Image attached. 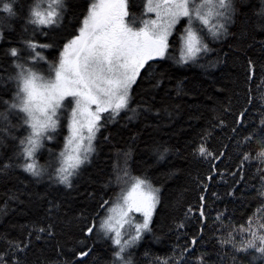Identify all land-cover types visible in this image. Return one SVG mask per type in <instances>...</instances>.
Wrapping results in <instances>:
<instances>
[{"label":"snow or ice","instance_id":"snow-or-ice-1","mask_svg":"<svg viewBox=\"0 0 264 264\" xmlns=\"http://www.w3.org/2000/svg\"><path fill=\"white\" fill-rule=\"evenodd\" d=\"M73 7L71 0H28L16 11L11 3L0 9L23 22L17 43L0 49V180L14 189L6 193L4 211L9 202L23 203L22 196L30 202L36 197L46 205L47 221L25 227L21 237L0 234V264H135V249L148 236L171 242L170 254L152 264H264V94L254 92L257 81L264 85V41L261 56L254 58L250 50L256 44L246 38L249 26L264 33V2L238 33L233 31L242 15L238 0H89L68 32L64 22ZM230 37L229 52L213 46ZM47 50L56 51L55 60ZM213 54V67L225 56L239 61L236 103L230 98L193 140L191 155L202 166L189 173L195 202L177 200L180 215L167 231L156 232L161 188L147 173L132 175L141 155L132 135L110 157L99 191L85 189L77 207L74 194L81 195L86 166L100 143L112 144L101 129L121 113L131 122L141 109L159 119L155 94L136 102L137 89L145 80L152 89L162 87L163 62L189 65ZM57 136H63L61 149L49 148L50 158L41 165L42 150ZM217 139L221 143L214 148ZM254 144L261 146L255 155ZM170 151L163 144L152 147L158 161ZM20 174L46 183L45 192L30 193ZM221 185L223 194L217 191ZM106 190L114 197L106 198ZM38 241L54 255H37ZM102 241L104 257L97 256Z\"/></svg>","mask_w":264,"mask_h":264},{"label":"trees","instance_id":"trees-1","mask_svg":"<svg viewBox=\"0 0 264 264\" xmlns=\"http://www.w3.org/2000/svg\"><path fill=\"white\" fill-rule=\"evenodd\" d=\"M27 4L28 0H0V9L4 3H11L14 11L18 10L21 3ZM74 5L72 12L65 19V31L70 32L72 26L76 23V18L84 10L89 0H71ZM140 0H137L139 3ZM264 0H238L242 7V15L237 20L234 32L245 27L246 22L255 20V13L259 10ZM19 15V12H18ZM22 21L14 17H8V14L0 11V30L4 32V40L0 41V49L6 48L8 42L17 43L22 33ZM31 27V26H29ZM250 42L256 44L254 50L250 53L254 58H259L261 52L259 42L264 41V33L259 30L253 31L249 26L246 37ZM232 38L225 41L223 45H213L222 53L230 51ZM50 61L55 60L56 51L47 50L45 53ZM178 56V52H174ZM216 60L215 54L210 58H205L199 63L189 65H177L172 60L163 62V71L166 73L163 85L160 89H152L148 80H145L141 88L137 89L136 102L142 99H150L149 93L155 94V109L161 110V116L156 119L153 114H141L131 122L127 120L124 113L117 117V122L109 124L106 128L101 129L104 135H110L112 144L100 143L97 154L93 157V164L87 165L86 169L79 180V196L74 194V203L80 207L83 202L84 190L91 187L100 189L106 174L110 171L111 160L115 152L121 148L129 136L136 135L137 143L141 155L136 156V163L132 165V175H141L147 173L153 180L154 186L161 188V203L157 206L154 220L156 221L155 229L160 233L163 228L167 231V225L173 217H178L182 211L177 206V200L183 204L194 203L196 192L193 190L191 175H195L202 169L191 155L193 140L197 134L208 126L209 120L214 114L219 112L222 107L229 103H236L234 97L237 68L239 64L234 56H225L224 62L212 66ZM46 67V66H45ZM159 69L158 65H154ZM254 92L257 96L264 94V85L257 81L254 85ZM134 102L132 107H136ZM167 109V111H163ZM131 115V113H128ZM258 123V121H257ZM66 133V129L64 130ZM99 136V134H98ZM102 140V137L100 138ZM227 143V141H224ZM63 136H57L56 140L47 145L42 150L39 157V163L45 165L50 158L48 149L53 152H59L62 147ZM219 139L213 142V147H219ZM155 144H163L171 149L170 153L164 160H157L152 152ZM261 150L259 144L253 145V155ZM223 168L224 165H221ZM170 173H175L170 175ZM20 179L28 184L30 193L43 194L46 190V183L34 184L30 182L25 174H20ZM18 186L19 181H13ZM224 185L217 188L221 194L224 192ZM13 189V185L0 180V234H6L10 237H21L25 227H31L37 223H47L45 220L46 205L37 199L28 196H22L19 202H9L5 214L6 193ZM50 191V189H49ZM118 191V190H117ZM57 194V193H54ZM112 190H106L107 196L114 197ZM219 203V202H218ZM154 242V243H153ZM55 244L56 241L51 242ZM33 251L37 255H54L53 248L49 247L45 241L35 242ZM171 242L168 237H164L159 242H155L152 236H148L142 244L135 249V264H152L155 257H163L170 254L169 249ZM97 256L106 255L105 242L97 245ZM30 259L35 257L30 253ZM87 259V258H86ZM96 257H93V261Z\"/></svg>","mask_w":264,"mask_h":264},{"label":"rangeland","instance_id":"rangeland-1","mask_svg":"<svg viewBox=\"0 0 264 264\" xmlns=\"http://www.w3.org/2000/svg\"><path fill=\"white\" fill-rule=\"evenodd\" d=\"M134 216H135V218H136L137 220L142 219V218L139 216V214H134Z\"/></svg>","mask_w":264,"mask_h":264},{"label":"bare ground","instance_id":"bare-ground-1","mask_svg":"<svg viewBox=\"0 0 264 264\" xmlns=\"http://www.w3.org/2000/svg\"><path fill=\"white\" fill-rule=\"evenodd\" d=\"M154 243V242H153Z\"/></svg>","mask_w":264,"mask_h":264}]
</instances>
